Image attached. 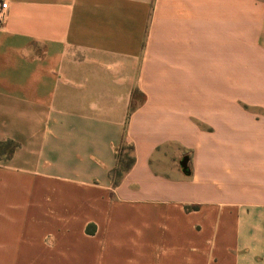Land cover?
I'll list each match as a JSON object with an SVG mask.
<instances>
[{"label": "crops", "instance_id": "obj_1", "mask_svg": "<svg viewBox=\"0 0 264 264\" xmlns=\"http://www.w3.org/2000/svg\"><path fill=\"white\" fill-rule=\"evenodd\" d=\"M5 1L0 264H264V0Z\"/></svg>", "mask_w": 264, "mask_h": 264}, {"label": "trees", "instance_id": "obj_2", "mask_svg": "<svg viewBox=\"0 0 264 264\" xmlns=\"http://www.w3.org/2000/svg\"><path fill=\"white\" fill-rule=\"evenodd\" d=\"M122 146H120V148L116 151V166L111 172V177L114 184H116L122 174L132 166L134 161L131 145H126L130 152L127 155L120 154V149L122 148ZM6 147H9V152H11L13 149V145L11 143H6Z\"/></svg>", "mask_w": 264, "mask_h": 264}, {"label": "water", "instance_id": "obj_3", "mask_svg": "<svg viewBox=\"0 0 264 264\" xmlns=\"http://www.w3.org/2000/svg\"><path fill=\"white\" fill-rule=\"evenodd\" d=\"M187 162H188L187 156H183L179 161V166L181 167V170L185 175H189L190 173L188 166H187Z\"/></svg>", "mask_w": 264, "mask_h": 264}, {"label": "built area", "instance_id": "obj_4", "mask_svg": "<svg viewBox=\"0 0 264 264\" xmlns=\"http://www.w3.org/2000/svg\"><path fill=\"white\" fill-rule=\"evenodd\" d=\"M7 7H8L7 2L5 0H0V21Z\"/></svg>", "mask_w": 264, "mask_h": 264}, {"label": "rangeland", "instance_id": "obj_5", "mask_svg": "<svg viewBox=\"0 0 264 264\" xmlns=\"http://www.w3.org/2000/svg\"><path fill=\"white\" fill-rule=\"evenodd\" d=\"M256 17H257V13H256ZM129 153H130V152H129L127 146H126V145L122 146V148L120 149V154H121V155H127V154H129Z\"/></svg>", "mask_w": 264, "mask_h": 264}]
</instances>
